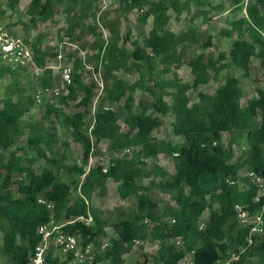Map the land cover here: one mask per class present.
<instances>
[{
	"label": "trees",
	"instance_id": "obj_1",
	"mask_svg": "<svg viewBox=\"0 0 264 264\" xmlns=\"http://www.w3.org/2000/svg\"><path fill=\"white\" fill-rule=\"evenodd\" d=\"M120 4L123 13L138 9L142 11L141 22L152 20L142 44L132 41L131 50L126 47L130 32L121 40L117 20L99 24L109 33L106 41L96 33L98 25L85 26L82 23L95 17L98 11L91 2L31 0L29 3L30 23L50 19L61 7L71 40H81L84 33L95 35L90 47L96 51L94 58L102 67L104 88L94 113L91 130L94 141L87 135L84 121L93 86L85 85L77 73L81 68L79 60L74 62L72 85L68 92L59 96L58 102L67 107L81 94L77 105L83 110L72 115H59L57 109L47 106V115H55L62 127L70 131L74 141L81 145L79 164H68L66 154L59 157L47 155L45 148H50L57 140L42 129L30 135L25 143L27 148L34 150L36 158H27L26 165L21 158L14 156L5 160L3 153L11 149L22 134L20 121L27 108L22 106L20 99L13 100L8 94H0V169L5 171L0 174V254L6 257L8 264H28L40 242L39 226L52 219L56 222L72 221L81 216H90L91 224L86 226L75 221L66 225L64 231L80 233L83 245L90 242L99 245L98 238L106 236L107 221L91 209L88 202L95 190L104 193L111 180L117 183L119 198H134L135 207L112 223L114 235L109 238L110 247L97 255L93 264H124V256L131 252L134 240L158 246L154 256L145 255L137 264H176L186 255H191L193 264H215L240 248L239 260L232 264H264V234L254 239L252 245H247L248 229L238 225L233 211L236 204L246 205L253 213L261 211L264 220V198L255 203V186L244 176L239 177L243 171H250L264 178V88H256L255 95L242 105L240 82L228 74L213 94L197 93L196 103H191L188 96L190 90L208 82L210 72L217 78L221 71L236 67L246 77L252 58H258L264 65V0H248L244 7L246 18L233 22L232 29L237 38L231 43L228 62H223L224 54L217 59L204 52L197 54L187 61L191 82L180 83L173 76L172 80L142 87L151 101L149 104L140 102L141 111L138 113L132 112V93L140 87L139 83L127 84L116 74L132 69L152 73L159 64L179 63L181 45H199L204 50L211 46V38L199 43L194 29L180 34L170 31V13L178 16L184 9L180 0H120ZM223 35L229 33L223 32ZM30 46L38 66H43L56 54L55 48L51 53L43 50L39 37ZM14 72L17 71H11L0 62V78ZM52 82V77L47 74L41 78L40 87H49ZM166 88L173 90L171 104L164 100ZM105 102L122 103L128 111L124 118L126 132L120 131L116 112L103 110ZM168 114L173 116L172 134L181 137V142L157 140L152 136L162 124L160 117ZM224 133L229 137L226 144L222 141ZM102 140L109 142V152L132 149L131 157L115 160L106 173L99 166L87 171L89 157ZM242 140L245 146L235 158L232 147H240ZM159 154L172 157L173 174L157 165L146 170L144 160L156 158ZM37 159L45 162L39 173L33 170ZM14 174H18L19 179H13ZM150 176L161 179L159 185L172 193L176 209L166 207L161 215L158 214L156 202L147 194V189L138 184L139 179ZM66 177L71 180L65 181ZM237 181L247 184V188ZM13 184L15 192L11 190ZM77 191L79 194L74 196ZM39 198L51 202L54 209L47 210L38 203ZM207 211L205 230L200 231L198 223ZM176 238L182 239V247L174 246L172 241ZM47 260L50 264H65L59 256L52 257L51 253Z\"/></svg>",
	"mask_w": 264,
	"mask_h": 264
},
{
	"label": "rangeland",
	"instance_id": "obj_2",
	"mask_svg": "<svg viewBox=\"0 0 264 264\" xmlns=\"http://www.w3.org/2000/svg\"><path fill=\"white\" fill-rule=\"evenodd\" d=\"M31 0H0V23L4 24L13 34L20 36L27 43L32 45L36 38L41 39V47L43 50L51 53V51L57 48L63 39L68 38V24L66 23L65 14L63 8L59 7L58 11L46 21H37L34 24L30 23V17L28 14V6ZM85 3L91 2L92 6L98 10L95 17L85 19L82 23L86 25H98L96 33L100 35V39L106 41L109 37L108 31L99 24H103L104 21H115L119 23L118 30L120 32L121 40L125 34L129 31V39L126 41L127 49L131 50V42L138 41L142 44L144 38H146L149 30L152 26V20L149 18L145 22H141L139 17L142 15V11L138 9L125 14L122 12V5L120 0H83ZM183 4V10L178 16L170 13L171 19L168 28L175 34H180L184 31L194 29L199 43L203 42L207 37L211 38V46L202 50L199 45H189L187 43L179 47L180 50V62L170 63L166 66L157 65L154 72L149 73L147 70L137 71L135 69L119 72L116 74L117 78L121 79L127 84L139 83L140 87L132 93L133 106L132 112L138 113L141 111L140 102L151 101L150 95L143 90L142 87L149 86L153 82L161 83L163 81L172 80L173 76L180 83H190L192 76L190 69L187 65V61L196 56L197 54L204 52L206 56H213L218 58L220 54L225 55L223 62H228V52L233 40L237 38L236 32L232 29L233 22L246 18L245 5L248 0H244L242 3H236L238 0H180ZM223 32H228L229 35H223ZM264 35V31H263ZM95 40V35L91 33H84L81 40H71L82 51L85 52V58L88 64L92 68H97V71L102 76V67L99 62L94 58L95 50L91 49V45ZM79 75L85 85L93 86L91 103L88 106L87 114L85 117V125L87 126V135L94 138L89 132L94 122V113L97 110L98 103L94 104L93 99L97 94L96 86L94 85L91 73L79 68ZM231 74L235 76L239 82L243 91V98L241 104L244 105L248 99L255 95L256 88H264V65H261L260 60L256 57L251 59V66L249 76H244L242 71L236 67H231L228 70H223L219 73L217 78L213 77V73L210 72V77L205 85L199 86L196 90H190L188 96L191 103H196L197 93L213 94L216 88L223 82L226 75ZM58 78L56 79V81ZM41 78H35L32 76L29 70H21L14 73L6 74L0 78V94H8L13 100L20 99L22 106L27 108L25 116L20 121L22 134L16 138L11 149L5 151V160L11 156L21 158L24 165H26L27 158H36V153L25 146L27 138L42 129L53 135L57 143L50 148H45L47 155L59 157L62 154H66L68 157V164L77 163L81 161L82 149L79 143H76L67 129L63 128L59 119L55 115H47V106H52L58 110L59 115H72L75 112L82 111V107H78V102L81 98L79 94L76 102L69 103L67 107H62L57 98H47L45 103L35 104L32 99L33 92L40 87ZM173 90L166 88L164 90V100L171 104ZM103 93L101 94V97ZM99 102V99H98ZM102 107H107L109 110L116 112L118 116V125L121 132H126L127 128L124 125V118L128 111L125 109L122 103L105 102ZM153 113L152 111H148ZM160 116V115H159ZM162 124L159 128L153 131L152 136L157 140H165L172 143L181 142V137H175L172 134L171 123L173 116L168 114L165 117H160ZM229 137L228 134H222V141L227 143ZM109 142L102 140L96 144L95 150L92 153V165H95L97 157L104 154L107 151ZM245 146L244 141L240 142V147L233 146L234 157L237 158L241 153V147ZM146 170H150L154 165L159 166L163 170L167 171L170 175L174 173V167L172 157L159 154L156 158H150L144 160ZM45 166V162L42 159H37L33 166L34 172L39 173ZM5 171L0 169V174ZM244 172V171H243ZM243 174V173H241ZM18 174L13 175V179H19ZM65 181L71 180L70 177H66ZM159 177H144L138 180V184L147 189V194L157 204L158 214H162L164 208L171 207L176 209L177 205L172 198V193L166 191L160 187ZM117 183L109 180L106 185V190L101 193L99 190H95L89 200L88 204L91 209H95L101 218L107 221L105 228L106 236L104 238H111L114 235L112 223L119 219L123 214H127L134 210L135 200L134 198L122 200L117 194ZM13 192L16 191V186H11ZM79 193L74 192V196ZM208 211L204 216H208ZM166 220V219H164ZM103 237L98 238L97 242L100 244ZM2 243V236L0 233V246ZM99 246V245H98ZM158 249V246L154 243H142L139 247H133L131 252L124 256V264H137L143 260L146 255L149 258L154 256ZM60 257V256H59ZM0 264H8L6 257L0 254ZM104 264V263H99Z\"/></svg>",
	"mask_w": 264,
	"mask_h": 264
},
{
	"label": "built area",
	"instance_id": "obj_3",
	"mask_svg": "<svg viewBox=\"0 0 264 264\" xmlns=\"http://www.w3.org/2000/svg\"><path fill=\"white\" fill-rule=\"evenodd\" d=\"M76 60L81 62V68L84 71L91 73V78L97 91L93 99L94 104H96L103 93V79L97 71V68L94 69L88 64L85 58V52L74 42L68 38L63 39L57 44L55 56L51 60H47L43 66H38L35 63L30 44L20 36L13 34L4 24L0 23V62L11 71L29 70L35 78H42L48 74L53 79L52 85L49 87H39L33 92V99L36 104L43 103L44 98H57L68 92L69 87L72 85L73 73L75 72L74 62ZM77 73H80V70ZM57 78L58 80L56 81ZM103 110H109V108L103 107ZM91 130L92 126L89 130L90 133ZM131 154L132 149L108 151L97 157L95 165H92L93 158L91 155L88 160L87 171L92 167L99 166L102 168V172L106 173L115 160L131 157ZM242 173L239 177L244 176L247 178L257 190L254 202H260L264 198V178L250 171H244ZM237 183L247 188V184L238 181ZM38 203L44 205L47 210L52 211L54 209V205L43 198H39ZM262 209H264V206ZM233 211L238 225L248 229V235L245 239L246 244L252 245L254 239L260 238L264 234L262 212L253 213L246 205L240 204H236L233 207ZM75 221L89 226L92 218L90 216H81L72 221L62 222H56L52 219L48 223L39 226L38 234L40 235V242L35 246L32 255L29 257L28 264H50L47 260L50 253L52 257L54 255L60 256L65 264H93L96 256L102 254L110 247L109 238L103 237L99 246L92 242L83 245L80 233H67L63 229L66 225ZM206 224L207 216H203L198 223V229L200 231L205 230ZM142 243L140 240H134L133 247H139ZM172 243L177 248L183 245L181 238L174 239ZM241 252L242 248L238 252H230L228 258L217 260L215 264H232L237 262ZM148 264L153 263L149 262ZM176 264H193L191 255H186Z\"/></svg>",
	"mask_w": 264,
	"mask_h": 264
}]
</instances>
